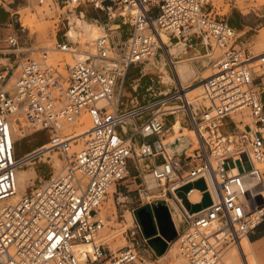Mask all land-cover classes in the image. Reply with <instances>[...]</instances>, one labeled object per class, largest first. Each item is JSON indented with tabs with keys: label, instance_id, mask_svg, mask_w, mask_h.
<instances>
[{
	"label": "built area",
	"instance_id": "built-area-1",
	"mask_svg": "<svg viewBox=\"0 0 264 264\" xmlns=\"http://www.w3.org/2000/svg\"><path fill=\"white\" fill-rule=\"evenodd\" d=\"M86 4L104 11L110 24L94 40L96 51L70 65L68 77L48 63L47 50L40 58L0 67V264H159L138 219L125 230L130 243L113 249L115 235L106 230L103 208L112 197L117 208L136 216L140 207L167 195L186 222L174 242L188 264H226L230 247L264 222V204L253 198L264 183L257 166L264 163V53L253 55L240 46L244 33L230 24L229 14L220 13V0H67L64 7ZM119 17L132 27L126 37L116 24ZM163 34L176 44L208 39L210 104L200 112L183 106L178 83L151 101L120 107L116 86L132 66L159 52L172 65ZM8 39L12 48L6 52L21 53L17 36ZM71 46L58 44L64 51ZM150 111L156 112L146 114ZM180 111H186L197 134L196 146L175 156L166 146L167 122ZM238 112H248L251 122L236 121ZM83 114L91 128L84 146L73 151L81 138L62 130ZM45 132L50 140L18 154V135ZM135 137L142 142L135 144ZM55 151L63 160L61 171L10 201L18 170ZM136 157L162 161L137 166L141 181L129 189L130 162ZM144 171L157 182V192H150ZM198 179L205 181L211 202L191 212L176 192Z\"/></svg>",
	"mask_w": 264,
	"mask_h": 264
},
{
	"label": "rangeland",
	"instance_id": "rangeland-1",
	"mask_svg": "<svg viewBox=\"0 0 264 264\" xmlns=\"http://www.w3.org/2000/svg\"><path fill=\"white\" fill-rule=\"evenodd\" d=\"M250 3H252V4H250ZM0 4H1L0 16H1V14H3L2 15L3 17H5L7 14H10L12 16L13 21H12V27H11L12 30L11 31L18 38V47L19 48L20 47L31 48V50L25 51V52H22L19 54L13 53L12 55L9 56L10 62L13 61V58L18 59V60L22 59L23 61H25L27 58H34V57L40 58L43 55V51L47 50L48 63L53 65V66L58 67V69L61 71V73L64 75V77H68L69 73H70L69 69H70L71 63L75 59L80 58V57H83V59H86L87 55L82 54V52H95L96 51L95 46H94V40L95 39L85 40L81 43H75L74 41L70 40L68 37L69 36L68 31H67L68 25H69L68 16L73 14L74 11L76 10L75 11L76 15L80 19L81 16L78 15V12H80L83 5L77 9H75L73 7L72 8L64 7L67 5V0H48L44 4H39L38 0H0ZM219 6H221L220 10H219L221 14H229L230 16L232 15V16L244 18L246 21L249 20L248 24L250 26H252V29L251 28L246 29L247 33H245L243 35V37H245V38H241L239 40L240 46L243 49H246L248 53L253 54V55H255L256 52L261 54L260 52L263 51L262 53H264V50H262V49H264L263 47H257V48L255 47V43L258 39V34H260V32H262V31H264V19H263L264 4H262L260 0H253V1L252 0H220ZM40 9L42 11H44V13H47V14L39 15V17L35 18L34 22H33V27L23 25V22H21L22 21L21 20L22 15L27 16L29 18L30 17L32 18L33 13H36ZM99 14L103 16V19H106V21H108L107 24H110L108 17L104 11H99ZM92 19H94L93 16H92ZM111 26H112L111 28H115L114 26H116V25L113 24ZM47 27L49 28V31L46 30ZM31 29H33V30H31ZM5 32L8 33L10 31L7 29ZM65 32H67V33L64 36ZM63 41H69L72 44L73 48L79 50L80 52H78V54H72L70 52L61 50L58 47V44L60 42H63ZM172 41L174 43L176 42L175 39H173ZM196 41L199 42L200 44L196 45L195 49L189 48V50H192L189 55H195L198 52V50L201 49L200 46L203 45L202 39L197 38ZM56 47H58L60 50H55L54 48H56ZM204 49H207V47L204 46ZM201 52L203 54L206 53V51H203V50ZM259 54H257V55H259ZM2 63L3 62L0 60V64H2ZM194 63H196L200 69H202V70L204 69L205 73L206 74L208 73L207 75H210L211 70L209 68V65L207 66L208 69L206 70V65L205 66L203 65L202 59L194 60ZM166 69H168V67H166ZM168 71L171 74V70L168 69ZM173 73H174V71H173ZM161 75H162V78H160L158 76L154 77V75H151V74H147L143 77V82L146 84L145 85V91L142 93V95H141V97H139V99L140 100L145 99V100H143L144 102H139V104L151 101L155 98H158V97H160V96H162V95H164L170 91H174L176 89V88H173V89L169 90V88L171 86L163 78L165 75L164 70H162ZM137 79H138V77H136L134 80H131L130 83H127V80L125 81L124 92H126L125 94H129L130 98L135 96L134 92H131V91H132V88L140 82V79H138V80ZM194 79H192L191 81H194ZM196 85H198V81L197 82L194 81V84L189 85L188 89H192L193 87H196ZM262 89H264V87ZM193 93H196V91ZM178 103H180V102L177 101V102H174L173 104H178ZM195 108H197L198 111L200 112L202 109V106L200 107L197 105V106H194V109ZM177 113L184 114V119H183L182 124L186 127L192 128L190 126V120L187 116L186 111H180ZM177 113L168 117V122H167L168 132L166 133V136L168 138L171 135L170 132L172 131L170 126H172V124L174 123ZM83 116H86L89 118V116L87 114L82 115V117ZM80 118L77 121H75L74 123H76V124L80 123V121L82 119V118L81 119ZM228 122L230 123L231 120H228ZM74 123L67 124V125H69L68 127L65 125L66 127L64 126L62 132L63 133H69L72 131H74V132L80 131V129H78L80 127V125H74L73 126ZM50 137L51 136L48 132L37 133V134L25 136V137L22 135H18L17 136V138H18L17 152L19 155H22L23 153L29 151L30 149H32V148H34V147H36L42 143L47 142L48 140H50ZM87 138H81L78 142L74 143L73 144V151H78L79 147L80 148L83 147ZM76 145H79V147H77ZM54 158L57 159V158H62V157H61V154L59 152L55 151V152H52L48 157H44L41 161L36 162L34 164H29L28 166L21 168V169H26V170H29L31 168H35L37 170V173H38V175L36 176V178L34 180V184L31 185L28 190H30L31 187H33L34 185L35 186L39 185L48 176H50L51 174H53L55 172V166L53 164ZM147 164H148V162L144 158H137L136 157L130 162L131 172L133 174H135V173H137L136 172L137 166L144 168L145 165H147ZM230 164L234 165V162L232 160H230ZM239 165L241 167V163H239ZM250 166H251L250 162L246 161L245 162L246 169H249ZM258 166L260 167V169L262 171H264V163H258ZM144 174H145V176H147L149 174V172L144 171ZM140 181H141V178L139 176L138 177L133 176V177L129 178V180L126 183H128L129 189H131V188L134 189L137 187L136 184L139 183ZM156 185H157V182H156ZM262 185H264V183ZM194 186L201 188V189H204L206 187V184L204 183V181H199V182L194 183V184L186 185L178 191L179 197H181L183 199L185 206L190 210H198L203 206H207L211 202L210 194L207 193L205 195V199H204V202L202 205H199L196 207L191 206L189 201H188V198H187V191L191 187H194ZM111 201L112 202H110V199H109L108 202H106L104 205V209L106 210V212H108V216L106 215L107 216V228H106V230H108L109 233H112L115 235V237L112 239V244H114V243L117 244V243H120L122 241H125V244H124V246H125V245L130 243L127 240L129 238L126 235L125 230L129 227L137 225V217L134 216L135 220H134L133 224L128 226L126 221H125L124 216L123 217L121 216V213H124L125 210L123 211L120 208H117L115 206L113 198ZM258 203L262 205V204H264V200H263V203L262 202L260 203V201ZM117 229H118V231H117ZM259 231H261V234H260L261 237L259 239L261 241H264V222L256 229L255 232L258 233ZM170 235H172V232H170ZM174 241H175V239L169 241V244H168L166 251L161 252L162 254L157 253L158 251L155 252L156 256H154V258L158 259L159 264H188V262L184 258V256L178 251V249H177L178 246L176 247L177 244ZM232 247H230L229 250H231ZM256 252L258 253L261 261H264V250L260 251L256 247ZM163 254L168 256L165 260L160 259ZM179 258H181V259H179ZM182 259H183L184 263H183Z\"/></svg>",
	"mask_w": 264,
	"mask_h": 264
},
{
	"label": "bare ground",
	"instance_id": "bare-ground-1",
	"mask_svg": "<svg viewBox=\"0 0 264 264\" xmlns=\"http://www.w3.org/2000/svg\"><path fill=\"white\" fill-rule=\"evenodd\" d=\"M260 1L262 4H264V0H260ZM250 4H252V3H250ZM75 11L73 14H71L69 16L66 14L69 18V25H68L67 31H68V35H69L68 37L70 40L74 41L75 43H81L85 40L96 39L97 37L102 36L106 33L105 29L103 28V25H101L95 18L92 19L91 15H89V17H87V14H85V12H78V15L81 16V18L79 19L78 16L76 15ZM45 14H47V13H44V11H42L40 9L36 13H33L32 18L31 17L29 18L27 16L22 15L21 16V20H22L21 22H23V25H25V26L33 27L34 19L39 17V15H45ZM33 29H31V30H33ZM46 30L49 31V28L47 27ZM163 40H164V42H166L170 46L169 53L171 54V59L173 61L171 66H172V69L174 71L175 78H174V76H172L169 73L168 69H166V59H165L164 55L161 56V58H158L156 56V57L146 61L147 67H150V66L160 67L162 70H164L165 75L163 78L166 80L167 83H169V84H173V83L177 84L178 83V85L180 87V91L182 93V98L185 101V105H183V106L187 110H189V109L193 110L194 106H197V105L200 107L201 106L206 107L207 105H209L210 101H209V98L206 96L207 87H206V83H205V78L208 76L207 75L208 73L206 74L204 69L203 70L200 69L197 66V64L194 63V60L202 59L203 65L204 66L206 65V70H207L208 69L207 66L209 64H208V59L205 58V54H203L200 50H198V52L195 55L188 56V55H186V54H188L186 43H185L186 41H181L177 44L172 43L168 34H163ZM207 42H208V39L205 38L203 41V45L208 48ZM255 47L256 48L257 47H263L264 48V31H262V32H260V34H258V39L255 43ZM54 49L60 50L58 47H56ZM29 50H31V48H28V47H20L19 48V51L21 53L25 52V51H29ZM262 50H264V49H262ZM67 52H70L72 54H78V52H80V51L77 49H74L73 46H71ZM262 52H260V53H262ZM82 54L87 55L88 53L82 52ZM257 54H259V53L256 52L255 55H257ZM82 60H85V59H83V57L77 58L71 63V65L75 64L76 62L82 61ZM192 79H194L195 82L198 81V85H196V87H193L192 89H188L189 85L194 84V81H191ZM195 91H196V93H193ZM135 104H138L136 100L134 101V103L130 107H132ZM183 106H176L174 108L183 107ZM130 107H128V108H130ZM155 112L156 111H154V112L150 111L146 114H151V113L153 114ZM175 113H177V112H175ZM143 116H146V115H143ZM81 118H80L81 119L80 123H78V124L74 123L73 124V126L74 125H80V127L78 126L79 128L77 127L78 129H80V131H75L76 132L75 136H79L80 138H87L88 132L91 128V121L86 116H83V117L81 116ZM233 118L236 119V121H240L243 119L247 123L251 122V116L248 112L235 113L233 115ZM183 119H184V114L177 113L174 123L172 124V126H170L172 131L170 132L171 135L169 136V138L167 140L169 142H174V141L177 142V145H174V146L170 145L169 146L170 152L180 153V152H182L183 149H185V151L187 153H191L192 150L196 146L195 142H196V135L197 134L193 128L186 127L182 124ZM66 126L68 127L69 125H66ZM192 140L195 141V142L193 141V144L191 143ZM76 146L79 147V145H76ZM81 148L79 147V149H81ZM53 164L55 166V172L54 173H56V174L59 173L61 171V168L63 165L62 158H57V159L54 158ZM257 166H258V163H257ZM258 168H260V167L258 166ZM237 171H238L237 168H234L232 170V172H237ZM37 175H38V173H37V170L35 168H31L29 170L19 169L18 173H17V182H16L15 194L11 197L10 201L18 200L21 197V195H23L25 192H27L29 187L34 184V180H35ZM148 180H149V184L151 186L156 185V181L149 175H148ZM191 197L194 200H198L200 198V193L198 191H193L191 193ZM253 198L256 201H258V202L260 201V203L261 202L263 203L264 185H260L259 187H257V189L255 190V194H254ZM111 200H112V197L110 198V202H112ZM103 210H104L105 215L108 216V212H106V210L104 208H103ZM172 210H173L174 220H175V224H176L175 228L178 229L179 227H181V224L185 220H184V217H183L179 207L177 206L176 202L175 203L173 202ZM124 218H125V221H126L128 226L133 224V222L135 220L133 213L129 209L125 210ZM117 231H118V229H117ZM152 243L158 249V251L161 253V252L166 251L169 241H168V238H166L164 235L159 234V235H157V238L152 241ZM124 244H125V241H122V242L117 243V244L114 243L112 247H113V249L116 250L119 247L124 246ZM176 247H177V245H176ZM178 251H179V249H178ZM167 257H168L167 255L163 254L160 259L165 260ZM179 259H181V258H179ZM182 261H183V259H182ZM224 261L226 264H247L246 261L248 262V264H261L258 260L256 252L254 250L253 243L249 239L248 236H244L240 241L237 242V244L235 246H233L231 248V250L228 251L227 255L224 258ZM183 263H184V261H183Z\"/></svg>",
	"mask_w": 264,
	"mask_h": 264
},
{
	"label": "crops",
	"instance_id": "crops-1",
	"mask_svg": "<svg viewBox=\"0 0 264 264\" xmlns=\"http://www.w3.org/2000/svg\"><path fill=\"white\" fill-rule=\"evenodd\" d=\"M80 12H85V14H87V17H89V15L93 16L103 26L108 23V21H106V19H103V16L99 14V11L96 10V9H94L90 5H87V4L86 5H83L82 8H81V10H80ZM2 15L3 14H1V16H0V60L3 63L0 64V67L1 68H4L5 66H12V65H14L16 62H18V59L13 58V61L10 62L9 56L12 55L13 53L6 52V50H9V49L12 48V46H11V44L9 42V39H8L9 36L14 35L12 33V31H11L12 30V28H11L12 27V21H13L12 16L10 14H7L5 17H3ZM229 21H230V24L233 27H235L238 31H240V32H242L244 34L247 33V30H246L247 28H251L252 29V26H250L248 24L249 23V20L246 21L244 18L236 17V16H232V15L230 16L229 15ZM116 24H119L120 25L119 31L121 32V34L123 36L126 37V36H128L131 33L132 27L129 24V22H128L127 19H125L123 17H119L116 20ZM7 29L10 32H8V33L5 32ZM66 33L67 32L64 33V36L66 35ZM243 38H245V37H243ZM196 39L197 38H190L189 40H181V41H186L185 43H186L187 53H188L186 55L192 56V55H189L190 52L192 51V50H189V48L195 49V46L200 44L199 42L196 41ZM181 41H179V42H181ZM172 43H174V42H172ZM202 43H203V40H202ZM200 48H201L200 51H202V50L203 51H207V49H204V46L203 45H201ZM163 55H164L163 52H159V54L157 55V57L158 58H161V56H163ZM164 57H165V55H164ZM165 59H166V57H165ZM146 63L147 62H144V63L138 64V65L132 66L130 68L128 74L126 75V77L123 80L118 81V84L116 86V94H117V96H120V107L122 109L130 107L134 103L135 100L137 101V103L144 102L143 100H145V99L140 100L139 97H141L142 93L145 91V85L146 84L143 82V77L145 75L151 74V75H154V77L158 76V77L162 78V75H161L162 70H161L160 67H158V66H150V67H147V64ZM166 67H168V69L171 70V75H173L174 78H175V75H174L173 70H172V66L168 63L167 59H166ZM136 77H138V79H140V82L138 84H136L132 88V91L131 92H134L135 96L132 97V98H130L129 97V94H125L126 92H124V84H125V81L126 80H127V83H130L131 80H134ZM170 86L171 87L169 88V90H171L173 88H176L177 84H174L173 83V84H170ZM190 126H191V124H190ZM134 140H135V144H139L140 142H142V138H139V137H135ZM145 160L148 162L149 165H154V164H156L158 162H161L162 161V158L161 157H155V158H148V159H145ZM136 172L137 173H135V174L132 173V177L133 176H136V177L139 176L140 177V174H138L137 168H136ZM199 181H204V180L203 179H198V180H195V181L191 182L190 184H194V183H197ZM139 183H137L136 185L138 186ZM204 183H205V181H204ZM182 188H180V189H182ZM131 189H133V188H131ZM180 189H178V191ZM190 190H191V192H190V194H188V192ZM178 191L176 192L177 195H178ZM193 191H198L200 193V198L198 200L192 199L191 193ZM206 194H207V187H205L204 189H201V188H198V187H195L194 186V187H191L187 191V198H188V201H189L190 205L193 206V207H196V206H199V205H202L203 204ZM178 197H179V195H178ZM179 198L181 199L183 205L185 206V204L183 202V199L181 197H179ZM173 202L175 203V200L170 195H167V196H165V199L159 200L156 203H154L151 206V208L153 209L154 206H155V204H157V203H162V204L166 205L169 208V211L171 212L173 223L176 226L175 220H174V215H173V210H172V204H173ZM177 206H178V204H177ZM204 207H206V206H203V207H201L198 210H190L187 207L186 208L189 211H191V212H197V211L201 210ZM185 226H186V222L184 221L181 224V227H179L178 229H182ZM255 231H254L253 234L250 235V237L253 240H251V239L250 240L253 243V247H254L255 252H256V247H257L258 250L263 251L264 250V241H261L259 239L261 237V235H260L261 234V231H259L258 233H256ZM170 232L171 231H168L166 233V235H164V236L166 238H168L167 236H170ZM148 242H149V245L156 251L157 249L153 245L151 239H148ZM256 255L258 257L259 262L262 263V264H264V261H261V259H260V257H259V255H258L257 252H256Z\"/></svg>",
	"mask_w": 264,
	"mask_h": 264
},
{
	"label": "water",
	"instance_id": "water-1",
	"mask_svg": "<svg viewBox=\"0 0 264 264\" xmlns=\"http://www.w3.org/2000/svg\"><path fill=\"white\" fill-rule=\"evenodd\" d=\"M191 143L193 144V140ZM170 145L172 146L177 145V142L167 141L166 146L168 150H169ZM184 151L185 149H183L182 152L178 153V152H170L169 150L170 154L175 155V156L176 155L182 156ZM148 175L152 177V175L150 174ZM148 175L146 176V181L149 184ZM149 186H150L151 193L158 191V188L156 187V185L151 186L149 184ZM136 217L143 228L145 236L151 239V241L156 239L157 235L159 234L166 235V232L168 231L172 232V235L167 236L168 240L170 241V240L176 239L178 231L175 228V225L173 223L171 212L169 211V208L166 205L162 203H157L155 204L153 209L149 206H142L136 211Z\"/></svg>",
	"mask_w": 264,
	"mask_h": 264
},
{
	"label": "trees",
	"instance_id": "trees-1",
	"mask_svg": "<svg viewBox=\"0 0 264 264\" xmlns=\"http://www.w3.org/2000/svg\"><path fill=\"white\" fill-rule=\"evenodd\" d=\"M251 240H253L251 237H250Z\"/></svg>",
	"mask_w": 264,
	"mask_h": 264
}]
</instances>
